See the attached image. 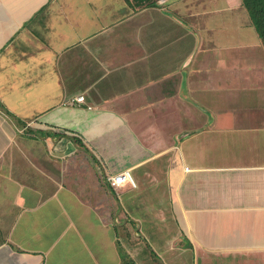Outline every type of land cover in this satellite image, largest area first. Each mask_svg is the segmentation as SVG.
I'll return each instance as SVG.
<instances>
[{
  "label": "crops",
  "instance_id": "0c3cea01",
  "mask_svg": "<svg viewBox=\"0 0 264 264\" xmlns=\"http://www.w3.org/2000/svg\"><path fill=\"white\" fill-rule=\"evenodd\" d=\"M148 246L264 264V45L242 1L0 0V264Z\"/></svg>",
  "mask_w": 264,
  "mask_h": 264
},
{
  "label": "trees",
  "instance_id": "16d2710c",
  "mask_svg": "<svg viewBox=\"0 0 264 264\" xmlns=\"http://www.w3.org/2000/svg\"><path fill=\"white\" fill-rule=\"evenodd\" d=\"M252 26L264 45V0H241Z\"/></svg>",
  "mask_w": 264,
  "mask_h": 264
},
{
  "label": "built area",
  "instance_id": "2783aa9c",
  "mask_svg": "<svg viewBox=\"0 0 264 264\" xmlns=\"http://www.w3.org/2000/svg\"><path fill=\"white\" fill-rule=\"evenodd\" d=\"M74 101L83 103L84 97L83 96H77L74 98ZM106 182L110 188H118L119 186L123 185L124 183L134 184L129 172L123 171L118 172L113 175L106 176Z\"/></svg>",
  "mask_w": 264,
  "mask_h": 264
},
{
  "label": "rangeland",
  "instance_id": "374dc122",
  "mask_svg": "<svg viewBox=\"0 0 264 264\" xmlns=\"http://www.w3.org/2000/svg\"><path fill=\"white\" fill-rule=\"evenodd\" d=\"M181 243V242H180ZM180 245H182V243L180 244ZM147 248V247H146ZM150 247L148 246V248H147V250H146V252H145V255L142 253V251H141V261L139 262L140 264H158V262H156V261H154V259L150 256V253H149V249ZM180 253H182V252H180ZM184 256V258H183V260H182V257L180 258L181 259V262H182V264H190V257H189V255H187L186 253H184L183 254ZM158 260H160V259H158ZM132 262V261H131ZM180 262V263H181ZM164 264V263H163ZM166 264V263H165Z\"/></svg>",
  "mask_w": 264,
  "mask_h": 264
}]
</instances>
